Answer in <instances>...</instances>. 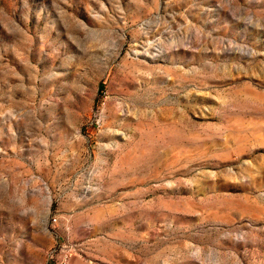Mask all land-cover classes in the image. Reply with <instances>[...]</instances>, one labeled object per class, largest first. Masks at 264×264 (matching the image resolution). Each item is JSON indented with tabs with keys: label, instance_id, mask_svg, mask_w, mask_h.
I'll return each instance as SVG.
<instances>
[{
	"label": "rangeland",
	"instance_id": "obj_1",
	"mask_svg": "<svg viewBox=\"0 0 264 264\" xmlns=\"http://www.w3.org/2000/svg\"><path fill=\"white\" fill-rule=\"evenodd\" d=\"M0 264H264V0H0Z\"/></svg>",
	"mask_w": 264,
	"mask_h": 264
}]
</instances>
